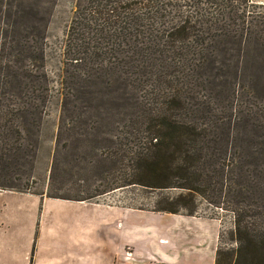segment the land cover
<instances>
[{
  "label": "trees",
  "instance_id": "16d2710c",
  "mask_svg": "<svg viewBox=\"0 0 264 264\" xmlns=\"http://www.w3.org/2000/svg\"><path fill=\"white\" fill-rule=\"evenodd\" d=\"M26 2L0 0V189H14L6 181L22 154L31 157L26 129H37L53 103L55 147L62 138L88 142L98 123L80 110L93 103L95 87L114 101L119 81L142 118L140 129L131 130V120L124 130L126 151L117 158L128 169L111 191L160 192L152 211L184 216H194L199 198L232 216L234 247H217L214 264H264V140L246 142L264 130L250 68L252 55L264 52V2L76 0L55 75L45 69L42 18ZM148 88L152 98L138 100Z\"/></svg>",
  "mask_w": 264,
  "mask_h": 264
},
{
  "label": "rangeland",
  "instance_id": "374dc122",
  "mask_svg": "<svg viewBox=\"0 0 264 264\" xmlns=\"http://www.w3.org/2000/svg\"><path fill=\"white\" fill-rule=\"evenodd\" d=\"M259 1L264 2V0ZM75 2L76 0H28L25 3L26 8H29L37 17L42 18V27L45 29L44 35L48 47L45 69L50 75L57 73L58 54L62 50V45L64 46L66 31L73 16ZM251 61L252 90L254 91L252 97L258 96L255 102L260 99L261 103H264V52L254 53ZM150 85V81L143 83L141 90ZM120 87L118 81L114 86L115 91H117V95H114V101H112V94H102L100 88L95 87L97 95L95 94L93 103L83 106L85 109L80 110L88 112L86 115L90 114L89 117L92 121L100 123V125L96 124L94 140L88 142L77 140L71 143L66 138H62L58 146L55 147L54 136L58 109L53 103L37 129L30 132V128L27 127V137L23 150L26 152L29 149L31 157L22 154L24 156L23 165L20 166L18 173L13 174L11 181L5 183L6 186L11 185L14 189H0V193H21L18 191H23L25 192L23 194L41 195L39 197L42 199L58 197L53 199L61 198L60 200L66 199L73 202L83 200L81 202L84 204L102 205L111 212L116 208H123L128 212L129 223L139 220L142 217L141 214H146L151 219L154 218L155 212L152 210L160 192L137 186L121 187L111 191V189L123 184L126 168L128 169L127 161L120 157L117 158L121 156L124 150L126 151V147L120 145L125 134L124 130L130 126L131 120H133L131 130L140 129L139 122L142 118L140 114L137 115L139 111L135 107L134 98L130 97L129 94L122 96ZM147 94L148 98L151 99V89L148 88L143 94H137L138 100L140 96ZM235 102L238 103L239 100H235ZM135 117H139L138 122ZM88 126H92V123L87 124ZM109 130L112 132L108 133ZM135 133L133 132V134ZM102 139L113 140L115 147L107 141H102ZM261 140H264V130L258 133L256 131L250 132L246 142L256 146ZM107 144L110 145V148ZM92 150L95 152V157H93ZM114 150L118 154L112 158L109 152ZM175 193L177 192H163L164 195H174ZM22 204L24 203L14 201L10 205ZM196 205L197 209L194 216H186L192 223L189 229H185L192 231L191 238L187 234H180L179 231L170 235L171 243L174 246L170 248L169 256L173 258V264H214V254L217 247L223 249L234 247V242L230 236L232 229L231 214L214 210L199 198L196 199ZM11 209L19 210L15 207H11ZM26 213L28 214L27 211ZM20 215L21 213L11 212L10 216L6 218L16 221ZM32 218H35L34 213H32ZM101 230L103 229H98L97 237L100 235V238L108 237L105 232H100ZM200 230L202 231L201 234L205 235H202L204 238H202V243L197 239L195 233V231L199 232ZM181 231L184 233L183 230ZM160 243H166V241L161 240ZM83 253L86 255L85 251L81 249L80 254ZM101 253L105 254L103 250ZM116 255L115 251H111L98 259L97 262L116 264L118 262ZM142 261L143 259H141ZM136 262L137 259L135 261L130 257L127 264H137ZM155 264L163 263L155 261Z\"/></svg>",
  "mask_w": 264,
  "mask_h": 264
},
{
  "label": "crops",
  "instance_id": "0c3cea01",
  "mask_svg": "<svg viewBox=\"0 0 264 264\" xmlns=\"http://www.w3.org/2000/svg\"><path fill=\"white\" fill-rule=\"evenodd\" d=\"M14 201L25 205H10ZM11 212L21 213L20 218L7 219ZM141 215L129 223L128 212L123 208L111 212L98 204L1 192L0 264H103L98 259L111 251L117 254L116 264H127L130 257L137 259V264H173L169 256L174 246L170 235L179 231L191 238L192 231L185 230L191 227V221L168 213L155 212L152 219ZM98 229H103L100 232L108 237H97ZM195 233L202 243V231ZM81 249L86 255L80 254Z\"/></svg>",
  "mask_w": 264,
  "mask_h": 264
}]
</instances>
